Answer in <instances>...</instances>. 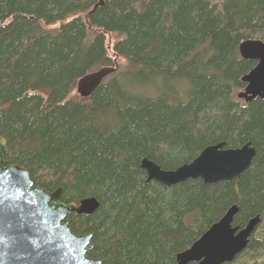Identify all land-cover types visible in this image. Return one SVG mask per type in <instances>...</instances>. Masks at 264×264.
Wrapping results in <instances>:
<instances>
[{"label": "trees", "instance_id": "trees-1", "mask_svg": "<svg viewBox=\"0 0 264 264\" xmlns=\"http://www.w3.org/2000/svg\"><path fill=\"white\" fill-rule=\"evenodd\" d=\"M248 39L264 42V0H0L4 160L65 205L97 200L67 219L102 264H177L232 205L233 226L258 223L225 264H264V99H237L256 64L238 51ZM102 67L115 70L71 95ZM218 143L254 148L238 178L167 187L140 166L173 170Z\"/></svg>", "mask_w": 264, "mask_h": 264}, {"label": "water", "instance_id": "water-1", "mask_svg": "<svg viewBox=\"0 0 264 264\" xmlns=\"http://www.w3.org/2000/svg\"><path fill=\"white\" fill-rule=\"evenodd\" d=\"M241 58L255 60V66L244 76L243 90L237 98L248 102L254 98L264 99V42L258 39L244 40L238 47ZM113 67H102L78 79L76 92L87 97L102 81L113 73ZM6 140L0 138V206L11 209L22 229L0 233V264H20L15 246L20 241L33 240L36 256L32 254V264H102L100 260L87 256L91 248V234L75 235L69 228L67 216L71 213L89 215L98 207L95 198L79 200L77 204H63L61 189L48 192L35 186L29 171L21 166L8 164L4 160ZM255 150L246 143L239 148L224 149L222 143L207 146L189 163L173 170H162L159 166L143 158L140 166L146 173V180H154L164 186H172L185 180L200 179L205 184L230 181L238 178L252 163ZM17 176L24 182L14 186ZM237 206L232 205L223 216L213 223L185 251L176 255L177 264H225L231 263L246 247L249 236L258 223L254 217L242 228L233 226ZM35 215L28 217L27 213ZM32 244V246H34ZM35 257V260H34ZM14 259H17V263Z\"/></svg>", "mask_w": 264, "mask_h": 264}, {"label": "snow or ice", "instance_id": "snow-or-ice-1", "mask_svg": "<svg viewBox=\"0 0 264 264\" xmlns=\"http://www.w3.org/2000/svg\"><path fill=\"white\" fill-rule=\"evenodd\" d=\"M0 161H2V157H0ZM24 182L23 176H17L14 180V186L18 187L21 183ZM35 215L33 212L27 213L28 217ZM23 223L18 224L17 218L15 217L13 211L11 209H5L0 206V233L9 232L15 229H22ZM29 244H35L33 240L27 241Z\"/></svg>", "mask_w": 264, "mask_h": 264}, {"label": "flooded vegetation", "instance_id": "flooded-vegetation-1", "mask_svg": "<svg viewBox=\"0 0 264 264\" xmlns=\"http://www.w3.org/2000/svg\"><path fill=\"white\" fill-rule=\"evenodd\" d=\"M15 253L16 256L21 258L20 264H32V254L34 253V256H36V246H32V244H29L28 242H22L20 241L18 245L15 246ZM7 258V257H6ZM6 258L3 259V262L5 261L6 264ZM17 263V259H14ZM35 260V257H34Z\"/></svg>", "mask_w": 264, "mask_h": 264}, {"label": "rangeland", "instance_id": "rangeland-1", "mask_svg": "<svg viewBox=\"0 0 264 264\" xmlns=\"http://www.w3.org/2000/svg\"><path fill=\"white\" fill-rule=\"evenodd\" d=\"M57 27H58V24H56L54 26H47L45 29L50 30V28L54 29V28H57ZM116 38L117 37L112 35V34H107L106 35V46L108 47V52H109V54L111 56H112V53H111L110 47H111L112 43L116 40ZM114 65H116L117 71H119L123 67L124 61L121 60V59H116ZM242 90H243V88L238 90L237 92H240ZM71 95L74 96V97H78L79 94L76 92V88L73 89V91L71 92ZM237 99L240 100V101L241 100L243 101V99H239V98H237Z\"/></svg>", "mask_w": 264, "mask_h": 264}]
</instances>
